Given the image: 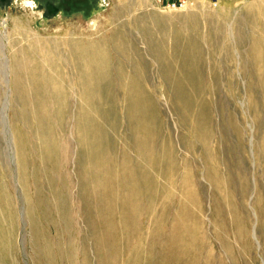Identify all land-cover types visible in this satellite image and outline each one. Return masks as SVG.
Returning a JSON list of instances; mask_svg holds the SVG:
<instances>
[{
    "label": "rangeland",
    "instance_id": "rangeland-1",
    "mask_svg": "<svg viewBox=\"0 0 264 264\" xmlns=\"http://www.w3.org/2000/svg\"><path fill=\"white\" fill-rule=\"evenodd\" d=\"M183 2L0 0V264H264V0ZM53 43L112 53L86 129L15 87Z\"/></svg>",
    "mask_w": 264,
    "mask_h": 264
},
{
    "label": "bare ground",
    "instance_id": "bare-ground-1",
    "mask_svg": "<svg viewBox=\"0 0 264 264\" xmlns=\"http://www.w3.org/2000/svg\"><path fill=\"white\" fill-rule=\"evenodd\" d=\"M186 3L182 7H184ZM2 28L5 32V23L2 24ZM59 46V44L53 43L52 50H47L42 47L39 49V52L35 49V51L31 53L29 50H21L20 54H22L19 57L17 55L13 57L14 69L12 71H14L15 75V82H13L18 89L19 87L24 89L21 94L19 93L20 98H25L23 102L30 103V101L34 99L41 101V110L44 109L48 103L67 101L78 94L82 103L81 117L85 120L83 128L86 129L88 102L96 95V88H98L96 84L100 83L102 79H105V75L111 70L112 65L107 59L105 60L104 56L107 57L106 54L111 55L112 53L107 49L100 54L90 46L69 44L68 47L75 61V69L77 72L76 75H74L70 69L68 59L65 54L61 52ZM256 47L262 46L259 44ZM254 54L263 55L264 52H254ZM96 62L99 63L98 67L95 66ZM61 65L65 68L67 67L70 71L68 81L60 70L59 66ZM43 103H45V106ZM21 111L27 112V110Z\"/></svg>",
    "mask_w": 264,
    "mask_h": 264
},
{
    "label": "built area",
    "instance_id": "built-area-1",
    "mask_svg": "<svg viewBox=\"0 0 264 264\" xmlns=\"http://www.w3.org/2000/svg\"><path fill=\"white\" fill-rule=\"evenodd\" d=\"M160 7H162L164 5L165 0H154ZM185 4V0L184 2L180 5L181 7ZM168 7H172L174 9L178 8V4L174 3V4H168Z\"/></svg>",
    "mask_w": 264,
    "mask_h": 264
},
{
    "label": "crops",
    "instance_id": "crops-1",
    "mask_svg": "<svg viewBox=\"0 0 264 264\" xmlns=\"http://www.w3.org/2000/svg\"><path fill=\"white\" fill-rule=\"evenodd\" d=\"M168 2L175 1V0H167Z\"/></svg>",
    "mask_w": 264,
    "mask_h": 264
}]
</instances>
